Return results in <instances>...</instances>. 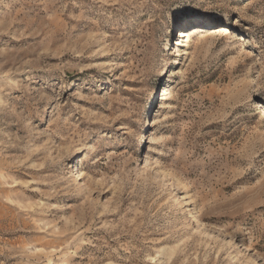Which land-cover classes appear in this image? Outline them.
<instances>
[{"label":"rangeland","instance_id":"obj_1","mask_svg":"<svg viewBox=\"0 0 264 264\" xmlns=\"http://www.w3.org/2000/svg\"><path fill=\"white\" fill-rule=\"evenodd\" d=\"M0 264H264V0H0Z\"/></svg>","mask_w":264,"mask_h":264},{"label":"bare ground","instance_id":"obj_2","mask_svg":"<svg viewBox=\"0 0 264 264\" xmlns=\"http://www.w3.org/2000/svg\"><path fill=\"white\" fill-rule=\"evenodd\" d=\"M222 30L226 33V32L228 31V28L224 26V27H222ZM190 32H192V30H190V29L181 30V31L179 32V33H180L179 38H186V37H189V36L191 35ZM181 199H183L182 196L180 197V201L177 202L179 205H180V203H182V200H181ZM189 214H190V217H191V218L194 217V216L192 215V212H191L190 209H189Z\"/></svg>","mask_w":264,"mask_h":264}]
</instances>
